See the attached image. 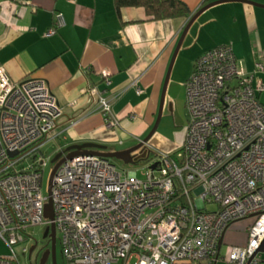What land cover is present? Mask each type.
<instances>
[{
    "label": "built area",
    "instance_id": "built-area-1",
    "mask_svg": "<svg viewBox=\"0 0 264 264\" xmlns=\"http://www.w3.org/2000/svg\"><path fill=\"white\" fill-rule=\"evenodd\" d=\"M61 26L55 14L46 35ZM258 73H264V48L250 73L230 45L204 52L184 84L188 121L178 150L168 154L145 145L147 161L136 164L141 179L109 159L73 158L56 169L46 197L42 169L50 158L43 149L54 140L62 111L46 81H12L0 67V241L9 252L0 264H19L14 247L26 241L28 230L44 232L51 223L65 264H260L264 107L258 95L264 84ZM99 76L109 87L110 74ZM87 94L97 99L105 127L117 129L111 101L95 87ZM49 199L52 221L44 216ZM252 216L257 219L245 247L222 257L219 242L228 227Z\"/></svg>",
    "mask_w": 264,
    "mask_h": 264
},
{
    "label": "crops",
    "instance_id": "crops-1",
    "mask_svg": "<svg viewBox=\"0 0 264 264\" xmlns=\"http://www.w3.org/2000/svg\"><path fill=\"white\" fill-rule=\"evenodd\" d=\"M181 1L191 16L223 0ZM251 3L264 6V0H237L205 10L190 27L182 46L192 32L188 47L202 44L196 60L213 47L230 45L236 60L253 72L264 48V8ZM55 14L62 16V26L46 35ZM188 19L147 20L142 8L117 12L113 0H0V67L12 81H46L62 111L51 141L55 155L84 143L102 145L111 152L129 149L142 141L155 123L164 79ZM195 60L182 78L173 82L176 87L184 88ZM103 71L110 74L109 87L99 76ZM255 76L264 84V73ZM133 83L141 94H136ZM91 87L111 101L112 112L119 119L117 129L105 127L97 99L87 94ZM258 99L264 107V91ZM178 101L184 105L182 97ZM168 108L172 109V103ZM182 141L156 133L148 145L171 154ZM233 232L230 228L223 235L222 257L230 248L247 243V233ZM260 254V264H264V252Z\"/></svg>",
    "mask_w": 264,
    "mask_h": 264
},
{
    "label": "rangeland",
    "instance_id": "rangeland-1",
    "mask_svg": "<svg viewBox=\"0 0 264 264\" xmlns=\"http://www.w3.org/2000/svg\"><path fill=\"white\" fill-rule=\"evenodd\" d=\"M193 28V26H192ZM191 28V29H192ZM192 32L189 33V37L187 38V42L181 47L170 78L169 82L167 85V90H166V96H165V107L163 109L160 123L158 126V129L156 133H161L163 136L168 137V138H175V139H181L183 138L184 140V135H185V130L184 127L188 121V116H187V111L185 108V105H183L182 101H178V97H182L184 99L185 96V90L184 88H179L176 87L173 82L175 80H178L182 78V75L186 72V68L192 63V61L195 60L198 51L200 50L202 44L201 43H196L192 45L191 47H188L187 43L189 40L192 38ZM205 44V43H204ZM203 44V45H204ZM169 97H174L173 102L169 101ZM185 100V99H184ZM172 103V112H169L170 109L168 108V104ZM186 128V127H185ZM155 133V134H156ZM183 142V141H182ZM54 149L55 146L51 143L46 145L43 149V155L44 158H50L48 162L46 163V167L42 169V192L44 196H48V184H49V178L53 169V165L51 164V159L54 157ZM154 150L158 152H163L164 151L155 148ZM115 163L126 169V170H133L136 171V175L139 179L142 178V167L135 165V166H129V165H123L122 163L115 161ZM257 217H247L238 221L233 222L228 229H232L234 232L233 233H248V229L255 223ZM227 229V230H228ZM43 227H37L33 228L27 231V237L26 241L23 244L17 245L14 247V250L16 254L18 255V260L19 264H29L28 260V254L26 253L25 255H22V249L26 247L28 251L30 248L37 243V250L40 248L43 239ZM59 236L57 234L56 236V264H65V261L60 253V246L58 242ZM37 250L32 254L31 260L35 257V254ZM9 254L8 250L4 247L2 242L0 241V256L1 257H7ZM260 253L257 255L260 257ZM191 264L189 262H183V263H178V264Z\"/></svg>",
    "mask_w": 264,
    "mask_h": 264
},
{
    "label": "water",
    "instance_id": "water-1",
    "mask_svg": "<svg viewBox=\"0 0 264 264\" xmlns=\"http://www.w3.org/2000/svg\"><path fill=\"white\" fill-rule=\"evenodd\" d=\"M227 1H237V0H223V1H217V2H213L210 3L204 7H202L199 11H197L196 13L192 14L187 22L186 27L184 28L181 37L177 43V46L174 50V53L172 55L165 79H164V83L162 86V91H161V97H160V102H159V108H158V113L156 116V120L155 123L152 127V129L150 130V132L148 133V135L141 141L139 142L137 145H135L132 148L129 149H125V150H121V151H106L107 147L102 146V145H98L95 143H84L81 145H72L67 147L65 150L57 153L56 155H54V157L51 159V164L53 165V169L49 178V184H48V195L50 194L51 188H52V178L54 176V173L56 171V169L65 161L71 160L73 158L79 157V156H95V157H100V158H104V159H109L112 161H118L120 163H122L123 165H129V166H135L138 162H144L147 160L148 157V153L144 152V146L148 144L149 140L152 138V136L155 134V132L158 129L159 123H160V119H161V115L164 109V103H165V96H166V90H167V85L169 82V78L171 75V71L172 68L174 66L176 57L178 55V52L183 44L184 38L187 34V32L189 31L190 27L192 26V24L195 22V20L203 13L205 12V10L209 9L210 7L219 4L221 2H227ZM253 5L259 6V7H263L261 5H257L255 3H251ZM171 112V110L169 111ZM136 156V157H135ZM155 165H152L151 169H154ZM44 216L46 219H48L49 221L53 220V215H52V203L51 200H48V203L45 205L44 208ZM254 217V216H252ZM50 238V243H51V250L50 253L52 254V258H53V264H56V259H55V241H56V234H55V226L53 223L50 224V226L48 228H46L43 232L42 235V239H46V238ZM221 242H219V247L221 245ZM37 245V243H35L29 250V254L32 253V251L34 250L35 246ZM264 252V240L262 242V244L260 245V247L258 248V250L255 252V254ZM45 255H43L44 258ZM43 258L41 259L40 264H43Z\"/></svg>",
    "mask_w": 264,
    "mask_h": 264
},
{
    "label": "trees",
    "instance_id": "trees-1",
    "mask_svg": "<svg viewBox=\"0 0 264 264\" xmlns=\"http://www.w3.org/2000/svg\"><path fill=\"white\" fill-rule=\"evenodd\" d=\"M113 3L117 12L123 8H142L147 20L152 21L188 19L191 14L187 5L181 0H113ZM144 162L138 164H144Z\"/></svg>",
    "mask_w": 264,
    "mask_h": 264
},
{
    "label": "flooded vegetation",
    "instance_id": "flooded-vegetation-1",
    "mask_svg": "<svg viewBox=\"0 0 264 264\" xmlns=\"http://www.w3.org/2000/svg\"><path fill=\"white\" fill-rule=\"evenodd\" d=\"M37 246L38 245L35 246L31 254L28 253L29 264H40L41 259L43 258V255H45L43 258V264H53L52 254L50 253L51 243L48 241V238L43 239V242L38 250H37ZM36 250L37 252L35 254V257L33 258V260H31L32 254ZM55 255H56V241H55Z\"/></svg>",
    "mask_w": 264,
    "mask_h": 264
}]
</instances>
